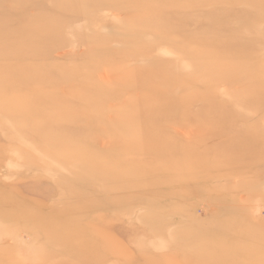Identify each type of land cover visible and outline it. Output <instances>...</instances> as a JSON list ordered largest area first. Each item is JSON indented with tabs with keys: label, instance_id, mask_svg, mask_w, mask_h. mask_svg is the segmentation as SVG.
<instances>
[{
	"label": "rangeland",
	"instance_id": "1",
	"mask_svg": "<svg viewBox=\"0 0 264 264\" xmlns=\"http://www.w3.org/2000/svg\"><path fill=\"white\" fill-rule=\"evenodd\" d=\"M65 1L16 9L0 0V264H213L205 258L220 246L226 264H264V0H180L154 22L172 47L145 39L136 50L112 36L128 32L115 27L133 18L131 5L105 8L94 25L82 12L70 16ZM53 20L61 30L34 41ZM150 81L185 103L167 104ZM91 86L125 91L127 102L138 96L147 113L174 119L147 120L152 141L132 151L130 125L116 122L110 141L101 119H81L75 97ZM105 104L97 113H131L118 98ZM14 107L34 122L13 119ZM122 133L128 140L116 142ZM71 147L96 152L62 158Z\"/></svg>",
	"mask_w": 264,
	"mask_h": 264
},
{
	"label": "bare ground",
	"instance_id": "2",
	"mask_svg": "<svg viewBox=\"0 0 264 264\" xmlns=\"http://www.w3.org/2000/svg\"><path fill=\"white\" fill-rule=\"evenodd\" d=\"M144 1H145V3H143L142 0H77V1L71 0L70 3H67V0H66L64 3L67 6V9H68L67 13H69L70 16L73 15V14L79 15L80 12H82L83 14H80V15L86 16V17H90L89 21L92 22L94 25H96L97 22L101 21L100 18L98 20H95V21H91V20H94L95 15L98 14V13L101 14L102 10H104L105 8L114 9L117 5L129 4V5H131V7L129 9L132 10L133 18L130 21L127 22L128 24H126L124 26H120V27L119 26L115 27L116 29L120 30V29H125L124 27L128 26V32L125 35L121 36V35L116 34V31H115L114 34H112V36H115V37L120 38V39H124L126 44H129L131 46V48H133L134 50H136V48L139 47L143 43V41L145 39H148V42L150 44H152V47H154V48H157V47H160V46H164V45L172 47L170 45L173 43V41L169 37L159 34V33H162L164 25L160 24V25L157 26V25L154 24V22L159 21L160 18L162 19V17H163V15L161 14L162 10L168 9L169 7L177 6L179 4L178 1H180V0H157V2L160 3V5H162V6H158V7H150L149 6L150 2H148L149 0H144ZM150 1H154V0H150ZM10 2L14 3L15 1L14 0L13 1L10 0ZM46 2H47V0H46ZM54 2H55V3H53L54 6H52V7H55V8L56 7H60V5H57V0H54ZM15 3H17V2H15ZM15 3H14V5H15ZM18 3H20V4H17V5H20V6L17 7L15 5L17 7L16 9H18L20 7L22 8L23 6H27V5H28V7H32L33 6L32 4H35L36 6H40L39 5L40 3L37 4V3L33 2V0H18ZM49 4H51V3H49ZM11 5L14 6L13 4H11ZM81 5H83V6L80 7ZM136 5L140 6L139 10L135 9ZM8 6L11 7L10 5H8ZM14 8L15 7L11 8L10 10H12ZM16 9H15V11H16ZM164 19H166V20H174V16H173V14H166L164 16ZM42 23L44 24V26H42V27L39 26L41 24H39L37 26V28H42V30H39V29L37 30V32H36L37 36H36L34 41H37V40L42 41V39L44 37V34H46L47 32L49 34L51 32H54L55 31V27H57L59 30H61V28H62V22L57 21V20L51 21V23H50L51 27L45 26L46 21H43ZM20 39H24L23 36ZM45 41H47L51 45H54V44H56L57 39L54 38V37H51V40H50L47 37L45 39ZM262 43H263V38H262ZM263 46H264V44H260L258 46L259 51L264 48ZM182 49H183V53L182 54L184 56L188 55V54H186V51H188V50L184 49V48H182ZM163 51L165 52V50H163ZM248 52H249V47L248 46H244V48H242L241 51L238 54L241 57H246V54ZM230 53H232V52H230ZM190 55H192V57H194V58H198L199 57L198 56L199 54H197V51L194 52V53H191ZM229 55H231V54H229ZM179 57H180V55H179ZM20 60L16 63L17 72L20 71L23 68V64L20 62ZM181 62H183V61H181ZM157 63L159 64V61ZM158 66L159 65H156V68ZM152 68H154V67H152ZM158 69L159 68L155 69L154 73H157L155 71L158 70ZM233 70H235V69H233ZM152 72L153 71H151L150 74H151V76H154L152 74ZM196 77H198V76L196 75ZM10 80H12V79H10ZM136 80H137L136 76H133V78L130 80L131 86L133 88H134V84L133 83L137 82ZM147 85L150 86L153 89H157V93L158 94L159 93H161L162 95L167 94L166 99L169 101V102H167V104H169V105H178L177 100H174L173 97L169 93L171 91L170 87L165 88V86H163V87L162 86H158L157 84H155V83H153L151 81L148 82ZM1 86H2V83L0 82V91H1ZM70 90H72V89H70ZM89 90H90V92L88 93ZM74 92H75V90H74ZM74 92H73V94H74ZM112 92H113L112 90L108 89V91H107L105 88L98 89L97 87H94V86L93 87L92 86L89 87L87 89V92H86L85 95H80V93L76 92V93H78V96H81V97H75V99L78 100V101H82L84 103L83 108H81V110H80L82 112V113H80V114H82L81 115V119L87 124H91L95 117H97L98 119H101V122L104 125H108V127H105L106 128V133H105L106 135L105 136L108 137L110 139V141H111L110 132L115 129L114 124L116 122L120 121V122H123V124L130 125L129 127H132V128H130V129L128 128L129 132H128V129H126L127 131H125V130L124 131L126 132V134L130 133L129 134V139L132 140V143L134 145L131 146V147L128 145V147L132 151L135 150V149H136V151H142V150L145 149L142 146V144H147V143L152 141V138L150 137L151 136L150 135L151 131L150 132L146 131L147 128L142 130L143 126H145V122H147V120H150V121L155 120L156 122H158L159 120H162L164 118L166 120L174 119V118H170L169 115L166 114L165 112H159L158 110H152L151 112L147 113L145 111L146 108L143 107V106H145L144 105L145 104L144 101L141 100L140 97H138V96L134 97L130 102H127V100L125 99L126 97L124 99H122L124 101L121 100V98L124 95L125 91H122L120 94L114 93V95L111 96ZM1 95L4 97L6 94L3 93ZM151 95L149 96L150 98H153V99L156 98V97H151ZM117 98H118L119 104H120V106H117V107H121V108L124 107L125 108V106L129 104L127 108L131 109V113L130 114H129V111H128V113L126 112L125 114H118V115L114 116V118H112V117L106 115V113L104 114V112L97 113V110H98V107H99L100 103H102L104 105L108 101L105 105H107L108 107L111 108L113 106L111 104V100H114V99H117ZM194 98L198 99V96L195 97V95H194ZM5 103L13 104L14 102H13L12 99H9ZM184 103H185V101L182 102L181 104H184ZM181 104L178 105V106H182ZM252 104L256 108H258L260 106V104H261V101H259V103H257V104L252 102ZM32 107H33V105H32ZM110 108H108V111L110 110ZM38 109H39V107H38ZM14 110L16 112V115L13 116V119H16V118H27V119H29L31 121V123L34 122V120L32 119V117L30 115L18 116V115L23 113L22 109L16 110V108L14 107ZM40 113H41V111L37 112V116ZM111 123H112V125H111ZM57 125L60 126V123L58 122ZM205 130H206L205 131L206 133H210L211 134V131H212L211 129H207L206 128ZM71 131H69L70 138L75 139L74 141H78L80 139V137H81V130L79 129V127L78 128L76 127V129L71 130ZM86 137L88 138V135H86ZM122 138H123V142L124 143L128 140L127 137L122 133V137L121 136H117L116 137V142H119V140L122 139ZM48 141H51V139L48 138ZM108 146H110L109 143H108ZM108 146L106 147V149H102V150H106V152H108V153L112 152V151H115L113 148H111L112 146L111 147H108ZM71 149H75V153L73 155H71L69 153L66 154L64 152V153H62L61 157L65 158V159H67L69 161H77V160L81 159L82 157H84L86 154H88L90 152H96L95 149H92V151H80V149H78L76 147H71ZM59 154L60 153H58V155ZM156 154H157V152L153 153V155L155 157H156ZM202 157H204V156L201 155V158ZM181 166L182 165L177 166V167H181ZM212 167L217 169L220 166H219L218 163H215V164L212 165ZM111 168H113L114 170H117L114 167H111ZM199 169H200V167H199ZM110 172H112V171L110 169H108V172L107 173L104 172L103 176L104 175L108 176L110 174ZM198 173H200V170H199ZM217 173H224V172L223 171L215 172V176L219 177L220 174L217 175ZM203 174L204 173H202V175ZM103 192L106 193V191H104V190H103ZM152 204L154 205V203H152ZM143 205L149 207L148 203H143ZM145 222L149 223L147 220H145ZM260 226L261 225H259V228H261V230H262V227H260ZM259 228H257V229H259ZM263 229H264V227H263ZM253 231H255V230H253ZM254 233H256V231ZM248 237L249 236H247V239H249ZM223 254H225L224 257H223ZM205 259L208 261V263L210 262V263H213V264H226L228 262V260L226 259V248L223 249V247L220 246L219 248H217V250L215 252H212V253L208 254V256Z\"/></svg>",
	"mask_w": 264,
	"mask_h": 264
}]
</instances>
